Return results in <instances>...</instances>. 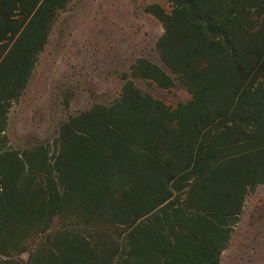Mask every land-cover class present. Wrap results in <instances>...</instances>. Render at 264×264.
Segmentation results:
<instances>
[{
  "label": "trees",
  "instance_id": "trees-1",
  "mask_svg": "<svg viewBox=\"0 0 264 264\" xmlns=\"http://www.w3.org/2000/svg\"><path fill=\"white\" fill-rule=\"evenodd\" d=\"M70 2L0 0V264H221L264 184V0L145 5L159 61L131 75L190 100L127 79L111 104L17 147L11 113Z\"/></svg>",
  "mask_w": 264,
  "mask_h": 264
},
{
  "label": "rangeland",
  "instance_id": "rangeland-1",
  "mask_svg": "<svg viewBox=\"0 0 264 264\" xmlns=\"http://www.w3.org/2000/svg\"><path fill=\"white\" fill-rule=\"evenodd\" d=\"M154 3L170 9L169 0H71L11 113L12 144L51 141L70 116L114 102L127 79L171 106L189 101L179 84L165 89L131 75L138 59L159 61L163 27L144 10ZM221 264H264V184L247 197Z\"/></svg>",
  "mask_w": 264,
  "mask_h": 264
}]
</instances>
